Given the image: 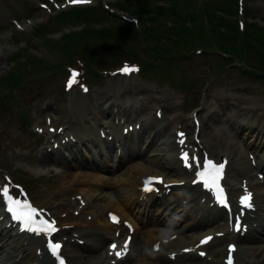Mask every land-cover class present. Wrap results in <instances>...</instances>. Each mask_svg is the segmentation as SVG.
I'll return each instance as SVG.
<instances>
[{"label": "rangeland", "instance_id": "374dc122", "mask_svg": "<svg viewBox=\"0 0 264 264\" xmlns=\"http://www.w3.org/2000/svg\"><path fill=\"white\" fill-rule=\"evenodd\" d=\"M176 1L180 2L181 4L187 7L196 6L198 2L199 5H201L202 3L203 6L209 7L210 10L214 11L216 15H223L224 18L222 19L237 18L238 22V19L240 18L244 19V21L247 22L248 19L250 20L252 17L258 19L260 23H264V0ZM3 2L5 5H7L9 11L4 4L2 5L3 9L7 10L8 13H11V16L8 18L0 17V19L3 20L4 25V29L0 34V136H9L11 133L17 134L20 131L19 126L16 125L19 122H16V120L12 118V114H24L28 122H32L33 120H35L32 115L37 112L34 109L31 110V103L33 105L37 98L42 95L47 89L57 88L64 90L63 79L65 77V72L63 70H57V67L52 70H49L48 72L47 70H45L42 72V74H40L38 78L30 79L29 81L25 82L23 86H20V83H16L11 89L8 88V86L11 85V80L14 79L16 69H18L19 65L22 62V57L19 55L16 56L17 60L15 63H12L10 57L12 52L16 49L18 45L24 44L25 41H22V37L27 39L28 45H30V43L37 45L36 51L38 53L45 54L44 56L46 57L48 56L49 58H53L54 55H60L61 53L60 51L52 48L48 44L40 43V38H43L42 36L44 35V29H40V31H37V35L39 37L36 38L33 37L29 28L18 30L15 26V22L12 20L16 19L22 25H24L31 20H34V22L42 20L43 22L47 18L52 17H47L48 12L39 7L37 0H3ZM108 2L110 3V5H115L113 1ZM239 4H242L244 6L242 10L238 9ZM232 7L234 9L236 7V12L235 10L233 11ZM219 8H228L232 11V13L230 15L225 16ZM114 18L117 19L118 17L114 16ZM217 19L221 20L219 19V17ZM64 21L66 22L65 25L71 24V22L68 20ZM108 23H112L111 20H108ZM47 28L48 33L53 28L52 21L49 23ZM11 31L16 34L18 43L12 40V38L10 37ZM61 33H63V31L53 32L50 34L49 37L51 39H58ZM123 39L124 38H122V40ZM226 46L229 47L230 44L227 43ZM102 47L103 45L99 46V49H97V53L103 50L101 49ZM190 47V44L185 41H177L171 45V49L181 52L190 51ZM197 47H201V45H198ZM105 48H107L109 51H111L112 49L111 46H106ZM198 51L199 50L194 48V50L190 53L177 54L178 58L180 59L174 61L172 67H169L166 72L169 78L166 79L165 77L158 76L157 78L160 79L159 84H155L153 81H147L146 79H141L136 74L129 76L127 79H118V77L122 76L113 74L108 75V77L104 79V82L110 81L109 83H107L108 85L106 83V85L101 84V88L93 90L92 96L94 95L95 91L98 90L99 92H101L102 96L107 98L108 100H114L118 102L124 100L123 103L126 102L128 104H135L138 101L146 100L148 103L151 104L152 99L148 97V93H161L164 91L167 95V93L170 92L172 93L174 98H170L171 100L169 99L171 105L166 107L165 109L167 113L166 119L168 118L166 120L167 127H172L175 126L177 123L183 122L192 123V107L196 104H199V107L194 109V111L196 110L200 121H202L203 115L206 113V111L204 110L216 107L217 113L211 119L209 128H203L204 135L202 137L203 145L205 147L210 146L212 150L216 151L220 149V146L217 143L218 137L225 136L230 139L232 143H240V136L242 135H244L245 138H250L254 134L264 133V128L261 129V131H257V126L254 125V120L261 121V119L263 120L264 116V107L261 104L264 101V76L258 74V76L261 75L262 77L259 78L257 76L256 78L251 79L250 77L242 75L239 72L236 67L237 64L218 67L217 65L219 64V61L216 58L209 57L203 53H199ZM99 55L101 54L99 53ZM122 58H124V55H121L116 59L112 58L111 60H118ZM137 61L141 62L140 59H137ZM66 63L67 66H70L69 62ZM25 74L26 73H22V76ZM139 74L143 76L148 75L144 73L142 69L140 70ZM7 76H10L9 80H5ZM191 81H193L192 87L189 86V83ZM96 85L97 83L94 84V86ZM127 85H131L132 88L126 87ZM147 86L151 89H147ZM126 88L129 90H126ZM11 93H13V95L10 99H8V96ZM78 93L81 96V99L85 97L86 93H80V91ZM189 93H191L192 95L196 93V98H188L187 96L189 95ZM28 95L31 97H28ZM219 95L225 97L226 101L221 100L219 98ZM11 99L13 100V102L10 101ZM59 101L60 100H57V102ZM236 102H240V104L242 105H250L252 103H255L257 106L255 108L256 111L254 113H251L250 115H246L242 112V118H244L243 121L249 120L252 122L253 125H248V123L244 124L242 125V127H240L241 129H238V131H234L233 129H231L229 123L227 122V119L223 118L224 114L222 111V109H226L229 106L240 108L239 104ZM221 103L222 108H220ZM41 104L42 103H40L41 109L39 108L38 110H41L42 113H38V116L40 115L39 117H44V110H49L47 108L54 109L53 111L57 114L62 113L60 109H57L53 106H49L47 108L45 107L43 109L41 107ZM74 105L75 103L71 104L72 107H74ZM16 109H18V111ZM14 110H16V112H14ZM152 149L156 150V148ZM3 151L4 154L9 155V165L6 170L16 167L14 170L11 171L13 177L22 181L24 185L26 184L28 187H32V190H34V192L38 193L39 187L44 186V188L47 189V193L41 192V194H48V198L44 197V202L47 203L49 207L55 208V186H53V184L49 182L37 186L36 181L33 180L36 175L26 168V165L24 164L26 162L23 159H20L18 155L19 147L17 143H15L9 149L5 148ZM146 156L152 157L153 159L157 158L156 156L148 153H146ZM141 166L143 165H136L133 166V168L136 169L137 167ZM39 175L41 174L39 173ZM133 176L134 175H132V177ZM44 179L45 176L42 175L39 178V181L43 182ZM125 179H128V177H126ZM103 188L101 189L103 190ZM123 193L128 194L127 192H122V194ZM105 195H107L106 191ZM73 253L76 260H79L81 250L76 249ZM217 260L218 258L214 257L212 264H217ZM95 261H93V263H96ZM76 264H79V262Z\"/></svg>", "mask_w": 264, "mask_h": 264}, {"label": "snow or ice", "instance_id": "6c2138e0", "mask_svg": "<svg viewBox=\"0 0 264 264\" xmlns=\"http://www.w3.org/2000/svg\"><path fill=\"white\" fill-rule=\"evenodd\" d=\"M89 0H70V3L72 4H82V3H88ZM138 69L134 66L129 67L128 65H125L123 68H121L119 71L122 73H130L133 71H137ZM79 73L75 70H72L70 73V76L68 78V81L66 83L67 88H71L72 85L76 82V79L78 77ZM87 90L86 88L84 89ZM180 136H183V133L179 134ZM181 144L183 143V140L179 141ZM181 159L184 161L185 166L190 167L189 163V156L186 152H181ZM191 159L195 160V157H192ZM223 165H216L212 161L205 158L204 164L202 169L197 170L196 177L197 179L194 180V183H202L205 188L213 190L215 197L219 203L222 205H227V199L224 194V190L219 184V181L222 177V170ZM153 182H162V179L159 177H149L145 181V191L152 190V184ZM0 197L3 198L6 211L10 214L12 221L16 222L21 231H29L33 232L37 235L45 234L48 235L50 232L57 231L55 227V222L51 221L49 222L46 219H37V217L40 215L39 210H37L27 199H20L17 197H13L10 194V186L8 184H5L2 188H0ZM240 204L242 208H251V193L245 191V194L241 196L240 198ZM110 217L116 221V217L112 214H110ZM237 230L240 228L239 224V217H237V223H236ZM211 239V237L205 238V240H202L201 243H205L207 240ZM61 248V245L59 243H53L52 241H48V249L50 253L53 255V257L56 258L58 264H64L63 259L60 257L59 249ZM112 250L115 251L116 256L119 258L124 253L121 251H116L117 246L112 245ZM127 250V241L125 242V249ZM234 251V247L232 245H229L228 248V258L226 261V264H233V258H232V252ZM201 255H204V253H201Z\"/></svg>", "mask_w": 264, "mask_h": 264}, {"label": "bare ground", "instance_id": "6f19581e", "mask_svg": "<svg viewBox=\"0 0 264 264\" xmlns=\"http://www.w3.org/2000/svg\"><path fill=\"white\" fill-rule=\"evenodd\" d=\"M0 12H2L3 14H5V12L3 11V10H0ZM129 83V82H128ZM108 85V84H107ZM116 93V92H115ZM146 93V92H145ZM162 93V92H161ZM34 95V94H33ZM146 95V94H145ZM29 96V95H28ZM38 96V95H37ZM229 97V96H228ZM23 99H24V97H23ZM170 99V98H169ZM31 100V99H30ZM29 100V101H30ZM171 100V99H170ZM219 101V100H218ZM150 104V103H149ZM9 108V107H8ZM41 109V108H40ZM44 111H46V110H44ZM60 114V113H59ZM1 116V115H0ZM40 116V115H39ZM168 119V118H167ZM262 120V119H261ZM7 122V121H6ZM169 122V121H168ZM8 126V125H7ZM252 127V126H251ZM8 129V128H7ZM14 132V131H13ZM112 133H114L115 134V136L116 137H118L119 135H120V131H112ZM222 141V140H221ZM223 145H225V147L227 148V153L229 154V156H230V158H231V152H237L238 154H241L242 152H241V150L240 149H238L237 147H228V145L224 142L223 143ZM33 156V155H32ZM12 157V156H11ZM15 157V156H14ZM16 158H18V157H16ZM173 165V167L174 168H176L177 167V164L176 163H173L172 164ZM171 167V166H170ZM138 169H140L141 167H137ZM172 168V167H171ZM75 175H77V174H75ZM76 177H74V179H75ZM126 180H128V179H126ZM100 185V184H99ZM260 188H261V185H260ZM90 189H94V190H97V188H95V187H90ZM87 190L90 192V190H89V188H87ZM54 193V192H53ZM94 193V192H93ZM93 193H92V195H93ZM48 198V197H47ZM128 196H127V194H122L121 195V201L119 202V206L121 207V208H123L125 205H127L128 204ZM257 198H258V196H257ZM192 199H193V197H192ZM195 200H197L198 202H197V204H198V206H202V202L199 200V199H195ZM109 203H112V204H115V206H117V202L116 201H111V199L108 201ZM67 203L68 204H71L72 202L70 201V200H68L67 201ZM37 204V203H36ZM198 214H196L195 215V217L197 216ZM194 217V218H195ZM0 224H2V223H0ZM95 228V230H94V228ZM96 227H97V223L96 224H94L93 226L91 225V227L90 228H88V229H85L84 230V232L87 234V236H89V238H90V241H91V243H92V241L94 240V238H96V239H98L99 237H95V235H96ZM107 231V230H106ZM0 232L1 233H3L4 235L5 234H7L8 233V229H7V227H6V225L5 224H2L1 225V227H0ZM27 238H29L30 240H32L31 242H30V245H34V246H36L37 245V243H39L40 241H41V239H40V237L38 236H34V235H29ZM6 245L3 243V244H0V253L2 254V255H4V252H5V250H6V247H5ZM15 248L16 249H19V244L18 243H15ZM241 254V255H240ZM47 255V254H46ZM48 256V255H47ZM238 257L239 258H241L242 257V253H238ZM9 258V257H8ZM46 261H47V263L46 264H51L52 263V260L51 261H48L47 259H46ZM96 263H92V264H97L98 262H99V260L97 259L96 261H95ZM100 263V262H99Z\"/></svg>", "mask_w": 264, "mask_h": 264}]
</instances>
